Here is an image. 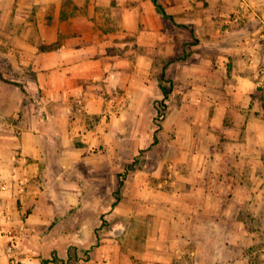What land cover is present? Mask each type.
I'll return each mask as SVG.
<instances>
[{"label": "crops", "instance_id": "1", "mask_svg": "<svg viewBox=\"0 0 264 264\" xmlns=\"http://www.w3.org/2000/svg\"><path fill=\"white\" fill-rule=\"evenodd\" d=\"M119 1L135 5L123 15L122 34L131 32L140 47L159 52L164 39L154 25L162 17L152 0ZM15 2L0 0V264H42L53 256L62 262L48 264H61L70 258L68 246L85 249L94 239L89 220L62 231L65 223L72 224L73 211L112 210L121 217L114 228L129 245L140 243L144 219L151 218L146 250H128L124 264L137 253L150 264H168L172 255L183 264H258L261 251L249 249L264 230V99L256 81L264 0H166L167 14L189 28L182 39L175 31L165 34L167 54L174 56L175 47L183 56L168 68L188 89L172 92L182 100L168 117L176 128V149L164 174L166 166L157 163L153 173L162 179L148 188L141 172L120 188L128 164L122 120L151 111L126 106L123 97L109 101L97 83L107 75L100 70L103 63L120 62V56L107 54L110 40L93 43L91 28L63 29L75 19L64 4L78 9L87 0H35L41 5L36 22L30 19L29 0H17L18 11ZM50 4L54 13L46 17ZM191 40L198 52L184 55ZM57 41L56 50L40 49ZM21 87L38 93L40 101L25 104ZM142 96L145 100L147 94ZM80 97L84 115L98 118L92 126L74 115L72 101ZM47 100L54 104L51 109ZM141 148L134 141V156ZM98 258L100 253L91 254L84 263L97 264Z\"/></svg>", "mask_w": 264, "mask_h": 264}, {"label": "rangeland", "instance_id": "2", "mask_svg": "<svg viewBox=\"0 0 264 264\" xmlns=\"http://www.w3.org/2000/svg\"><path fill=\"white\" fill-rule=\"evenodd\" d=\"M34 1L35 0H29L31 22H36L37 19L34 18V15H37L39 8L41 7V5H34ZM156 1L162 5L167 12L168 4L166 0H152L154 7H157L155 5ZM54 6L55 4H50L47 6V9L45 10L46 17H51V15L54 13ZM64 6L66 14L75 18L72 22H66L63 24L64 31L69 32V28L73 26L79 29L91 28L90 30H92L91 35L93 43L99 40L107 42L110 40L109 43L112 44H109V46L106 47L107 54L121 57L117 66H109L108 64L103 63L100 69L105 71L107 75L104 77L105 80H97V83H99L101 87L104 88L103 92L108 96L109 101L114 102L117 101V97H123V101L125 102L126 106H129L131 103L132 105L130 107L133 109L143 107L147 108L148 111H151L146 112L145 114L138 112L137 115L130 114L123 117L122 122L127 127V147L125 150H123V156L128 162L126 169H124L125 171L120 175V181L124 183L123 187L129 180L132 179L134 174H139L140 172L142 174L141 181L144 183L142 185L143 187L148 188L150 185L149 182L153 187L158 186L159 181L162 179V174L158 176L154 175L153 172L155 171V167L157 163L162 162V165L164 167L166 166V168H163L164 171L162 173L164 174L167 169L169 159L173 156L176 149L174 145V141L177 139V133L175 131L176 128L170 126L168 120L170 118L169 114L171 113V110L174 107L181 106L182 100L176 96L174 97V95L172 96V92L175 90L181 91L188 89V86H185L181 80L179 82H175L176 73H174L173 70H169L168 68V64H170L173 59H175L174 62H176L177 59L179 60L183 56H180L182 53L181 50L179 49L176 51L177 49L175 47H173L175 50L174 56H169L167 54L166 50L168 47V42L167 35L165 34L167 32L172 34V31H175L176 37L178 36L182 39V33L189 32V28L187 26L184 28V25L177 23L171 18H164L162 12L158 9L162 19L159 22H155L154 28L157 27V29L162 32V37L164 40L160 41L159 43V52L152 53L149 45L142 47L139 46L137 43V37L133 33L129 32L128 34H122L126 24V20L124 19L123 15L135 7L133 2L120 3L119 0H109L108 2H105V0H87V2L79 6L80 8L78 9L74 8V4L72 2L71 4L66 2ZM12 7L13 10H17V8L20 9V5L18 4L17 0L15 4L12 5ZM27 8L28 7L25 5V12ZM9 24L10 22L8 23V26ZM31 33L33 36L36 35L33 30ZM64 35L65 34L62 35L61 40L64 38ZM195 41L191 40L190 42H185V44L189 46L184 47V55H187L188 51L190 56L198 52ZM119 44L124 45L120 46ZM34 53L36 52H32L33 55ZM139 54L143 55V60H140ZM96 57L101 58L99 53L96 54ZM258 58L260 59L258 63V69H260L262 66H264V43L261 51L259 52ZM97 69L98 68L96 67L94 70ZM164 72L166 73V77L165 79H162V74ZM0 76H2L1 71ZM92 82L94 83V81ZM106 82L109 83V85L105 84ZM123 82L127 84V87L119 86L120 83ZM160 83L164 84L172 91V97L170 99H164V94L160 88ZM16 86H20V84L16 83ZM21 88L26 93L24 98L25 104H27V102L29 104L31 102L38 103L40 101V99L37 98L38 93L35 94L33 91H30V88ZM141 88H144L145 92H142ZM258 89L263 92L262 95L264 99V88L258 87ZM142 94H147L145 100L142 99ZM39 95L41 97L44 95L42 89L39 91ZM17 97L18 96L16 95V98ZM72 105L74 115L79 114L82 116L88 125L90 124L92 126L97 122L98 118L96 119L95 117L84 115L86 110L85 100L83 97L72 101ZM53 106V102H49V100L46 101L45 107L51 109ZM120 117L121 115L119 118ZM135 126H137L136 128H138L139 131H135L133 133ZM116 132L117 133L114 137L115 140L118 139V126H116ZM151 136H153L152 144H150ZM134 141L139 142V145L142 147L138 150L136 156H134ZM120 192L121 189L117 195H115V198L117 199V202H115L116 204L120 200ZM73 215L74 219L71 221L72 224H69V222L65 223L62 227V231L66 233L69 231H74L75 223L81 224L89 220V223L94 225V239L93 241L87 240L85 242V249L80 250L73 244L68 246L67 250L70 258L61 264H85L84 261L90 260L91 254L95 256L96 253H100V258L96 260L97 264H124L125 255L127 254L128 256V252L130 250H134L135 248L137 252L139 251V253H141L142 250H146L145 242L151 233L150 231H152V223L149 224V221L151 220L150 216L144 219L146 221L143 223L144 227H141V229L139 228L141 231V236L137 237V240H139L140 243H137L136 245L131 243L132 245L130 244V246L128 243L131 241L128 242L125 238L127 236L121 233V231L118 229L114 228L121 218L118 214H114V210L105 214L100 212L77 213L76 211H73ZM133 230L135 231V229ZM257 235L258 239H256L253 246H251L249 249V253L252 251H261L256 254V261L258 264H264L263 258L259 260V258L262 257L264 248V230H260ZM130 238H133V236L129 237L128 239ZM164 252H167V250ZM139 253L132 254V256H130V264H150L149 260L137 258L140 257ZM158 256H160V254ZM56 257L57 256H53V259ZM161 257L163 258L162 255ZM170 258L171 259L168 264H183V261L176 258L175 255H172ZM194 258H196V256ZM165 263L166 262H159L158 264ZM207 263L210 264L208 260ZM15 264L22 263L18 260H15ZM189 264H196V261L190 262Z\"/></svg>", "mask_w": 264, "mask_h": 264}, {"label": "trees", "instance_id": "3", "mask_svg": "<svg viewBox=\"0 0 264 264\" xmlns=\"http://www.w3.org/2000/svg\"><path fill=\"white\" fill-rule=\"evenodd\" d=\"M155 5L162 12L164 18H171L172 19V16H170L169 14H167L165 8L162 5H160L157 1L155 2ZM60 46H61V41H57V42H55L53 44L41 45L40 46V49L42 51H53V50H56L57 48H59ZM165 77H166V73L164 72L162 74V79H165ZM160 88L163 91L164 99L165 100H168L169 97H170V95H171V92L172 91L167 86H165L162 83H160ZM123 185H124V183L121 182L120 188L123 187ZM51 262H53V263H59V262H62V260L59 259L58 257H56V258H54L52 260H44L42 262V264H48V263H51Z\"/></svg>", "mask_w": 264, "mask_h": 264}, {"label": "built area", "instance_id": "4", "mask_svg": "<svg viewBox=\"0 0 264 264\" xmlns=\"http://www.w3.org/2000/svg\"><path fill=\"white\" fill-rule=\"evenodd\" d=\"M264 24V23H263ZM264 31V28H263ZM257 85L260 88H264V66H262L258 71H257V77H256Z\"/></svg>", "mask_w": 264, "mask_h": 264}]
</instances>
